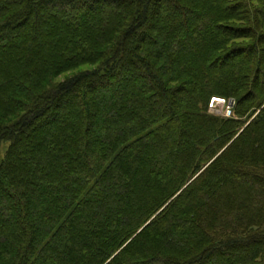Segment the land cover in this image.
<instances>
[{"label":"trees","instance_id":"trees-1","mask_svg":"<svg viewBox=\"0 0 264 264\" xmlns=\"http://www.w3.org/2000/svg\"><path fill=\"white\" fill-rule=\"evenodd\" d=\"M263 2L0 0V264H264Z\"/></svg>","mask_w":264,"mask_h":264},{"label":"rangeland","instance_id":"rangeland-1","mask_svg":"<svg viewBox=\"0 0 264 264\" xmlns=\"http://www.w3.org/2000/svg\"><path fill=\"white\" fill-rule=\"evenodd\" d=\"M264 3V2H263ZM254 4L257 6V4L258 3H256V1L254 2ZM243 24L242 23H238V26H242ZM246 28H249V26L248 27H246ZM250 29V36H255V30L252 28H249ZM247 30V29H246ZM245 32V31H244ZM258 34H261V33H258ZM264 35V34H263ZM155 37H157V36H155ZM240 37H248V36H244L243 34H242V36H240ZM264 39V38H263ZM1 43H3V44H5V41H4V39L1 41ZM0 43V44H1ZM249 41H242V40H240V41H236L235 42V46L236 47H248L249 46ZM263 51H264V46H263ZM264 53V52H263ZM264 56V55H263ZM242 58V57H241ZM238 60V59H237ZM232 63H233V61H231L230 63H229V65H223L222 66V68H221V70H225L228 66H231L232 65ZM264 68V67H263ZM66 77V75H63L62 77H61V79H64ZM137 79L139 80V81H147V79L148 78H144V77H142V76H137ZM137 80V81H138ZM149 81V80H148ZM150 82V81H149ZM148 82V83H149ZM213 99H217V98H213ZM211 101H212V99H211ZM211 101H210V103H211ZM231 101H233V102H235L234 100H231ZM236 103V102H235ZM210 105V104H209ZM65 107L66 108H61L62 109V111H65L66 109H68L67 107V104L65 105ZM222 107L221 106H218V109H221ZM208 114L209 115H212V116H215V117H219V118H224L223 116H221L220 114H217L216 113V109L215 110H210V108H209V110H208ZM225 119H234V120H239V117L236 115V113H235V111H234V117H232V118H225ZM249 120H247L246 118H243L242 119V122H248ZM53 127H55L54 126V124L52 125V127H51V129H53ZM219 263V262H218ZM213 264H215V263H213Z\"/></svg>","mask_w":264,"mask_h":264},{"label":"built area","instance_id":"built-area-1","mask_svg":"<svg viewBox=\"0 0 264 264\" xmlns=\"http://www.w3.org/2000/svg\"><path fill=\"white\" fill-rule=\"evenodd\" d=\"M218 106H221V109H218ZM234 107L235 102L233 101H226L223 99H218L217 102H211L209 105L210 110H215L216 113L220 114L224 118H232L234 117Z\"/></svg>","mask_w":264,"mask_h":264}]
</instances>
